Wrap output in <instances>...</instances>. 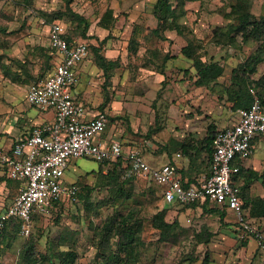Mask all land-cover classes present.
Returning a JSON list of instances; mask_svg holds the SVG:
<instances>
[{
    "label": "rangeland",
    "instance_id": "374dc122",
    "mask_svg": "<svg viewBox=\"0 0 264 264\" xmlns=\"http://www.w3.org/2000/svg\"><path fill=\"white\" fill-rule=\"evenodd\" d=\"M155 1L0 0V135H24L31 129L29 113L34 109L24 97L32 81L49 74L58 62L50 40V28L58 23L68 39L89 45V58L105 74L100 85L108 107L102 113L110 108V127L155 155L181 153L182 144L189 143L193 150H200L197 155L192 153L193 160L204 154L207 159L201 142L211 119L208 110L215 107L220 113L222 107H231L225 87L232 71L256 55L259 47L254 41L243 44L240 37L233 44L218 46L215 31L233 23L231 7L239 2L248 4L253 14L264 16V0L190 1L176 28L160 37L153 32ZM188 45L199 62H214L222 69L220 78L209 86L196 84L198 68L182 54ZM109 49L117 50L119 56L106 59ZM102 64L106 69H101ZM263 75L264 61L251 77L264 97V86L257 84ZM185 85L208 89L204 110L202 106L187 107ZM191 119L192 130L186 125ZM102 164L88 158L74 160L65 181L76 182L77 202L52 205L34 215L28 236L10 230L0 243V264H19L24 248L32 244L38 260L74 251L75 264H106L123 243V230L135 232L138 239L135 256L127 258L130 264H202L206 255L211 264H264L262 246L250 251L246 237L236 238L234 246L217 237L224 226L219 215L182 216L186 206L168 209L160 187L150 179L128 180L112 163ZM212 208L208 205L206 209ZM245 209L253 229L256 222L251 207ZM163 213L170 230L158 228L156 218ZM226 216L237 222L235 216ZM110 224L114 236L107 242L104 233ZM207 239L208 243L203 242ZM53 262L60 264L57 259Z\"/></svg>",
    "mask_w": 264,
    "mask_h": 264
},
{
    "label": "built area",
    "instance_id": "2783aa9c",
    "mask_svg": "<svg viewBox=\"0 0 264 264\" xmlns=\"http://www.w3.org/2000/svg\"><path fill=\"white\" fill-rule=\"evenodd\" d=\"M50 40L58 62L47 78L31 83L26 100L40 111H53L54 120L19 137L10 150L0 149V168L8 178L21 182L13 203L0 204V235L11 220L18 219L21 234L28 236L34 214L46 212L55 204H75L79 188L76 183L67 184L65 175L69 164L79 158L99 163L121 160L127 177L150 179L161 187L165 203L186 206L209 202L232 212L242 232L254 233L240 181L235 178L241 164L253 155L255 139L264 135V97L254 84L249 87L251 108L239 110L235 124L216 132L210 175L197 185L185 187L176 165L154 169L142 159L141 149L127 150L119 141L102 143L107 114L89 119L87 109L73 97L79 83L77 68L88 58L89 46L68 41L58 23L50 28ZM256 235L264 248L262 237Z\"/></svg>",
    "mask_w": 264,
    "mask_h": 264
},
{
    "label": "crops",
    "instance_id": "0c3cea01",
    "mask_svg": "<svg viewBox=\"0 0 264 264\" xmlns=\"http://www.w3.org/2000/svg\"><path fill=\"white\" fill-rule=\"evenodd\" d=\"M157 27H158V23L156 21L154 28L157 29ZM117 56H119V52L114 49H109L105 54V57L108 60H114V58ZM77 71L79 74V83L74 88L73 91L74 101L78 104L83 105L87 109L89 115L88 118L90 119L97 116L99 113H102L103 107H108L105 106L104 104L105 101L102 98V86L100 85L102 82L101 79H104L103 76H105V74L103 72L101 73L100 69L91 61V58H89V56L78 66ZM49 75L50 74H47L42 77H38L34 81H32V83L41 79H45ZM203 90L204 89H195L190 85H185L184 88H182L183 94L186 99V105L188 108L193 106L200 108V106H202L201 108L202 110H204L203 107H205V103L207 101L206 96L208 89L206 88L205 91ZM203 92H205V94ZM26 96L27 93L25 94L24 99L26 103H28L26 100ZM198 96L200 97L197 98ZM227 104H231V103L228 102ZM116 106H117L116 103L112 105L113 111L116 110L115 108ZM32 108L34 110L31 113H29V116L31 117L30 120L33 121V125L29 130V132H31L32 129L35 127L41 126L46 123H50L54 120L53 111L44 112L34 107ZM214 108L213 109L209 108L208 110L207 115H209L211 119H209L210 123L208 129H206V133H207L205 135L206 137L202 139V142L200 141L201 143H203L206 140L208 136V130L211 126H215L217 132L218 130L233 125L238 121V111H233L232 104L231 107H222L220 113ZM109 110L110 108H107L103 112L107 113ZM107 114H108L107 116H109V113ZM220 114H222L220 117L217 116ZM193 122L194 119L186 120V125L191 130L194 128ZM8 134H9L8 136L0 135V149L5 151L10 150L14 142L19 137L25 135V134L20 135L19 133H14L13 135L10 133ZM101 141L104 145H110L114 141H119L125 146V149L127 150L129 148H134V147L140 148L142 146V144L136 143V141L129 140V138L124 135V133L119 134L115 127H110L109 119H108V125L106 131L101 136ZM182 145L191 146L189 145V143H183ZM140 149H141L142 159L154 169H163L168 164L176 165L179 168V172L181 174V179H182L181 181L185 187L197 185L203 179H205L210 175L211 157H209V155L208 158L205 159V154H204L202 157H200V159L198 158L199 160L198 161V160H193L192 156L194 155L186 156L182 152L181 153L175 152V154L172 155L166 152H162V153L160 152L159 154L155 155L152 152H147V150L142 149V147ZM178 155L180 156L178 157ZM195 155H197L196 152ZM71 163L69 164V167ZM240 167H241L240 168L241 172L240 175L237 176L238 178L236 179L240 181L241 191L243 187L244 188L246 187L244 193L245 199L250 201H255L256 199H260V200L264 199V184H263V178H261V176L264 174V135L257 137L255 139L253 155L251 156V158L243 162ZM20 188H21V182L8 178V176L5 174V171L0 168V204L4 206H10L13 203L17 194L19 193ZM205 204L206 203H202V204L199 203L196 206L186 207L181 212V215L187 216L188 214L192 213L203 216V214H205L204 211L206 210ZM165 205L166 207H168V209H173V210L179 209L180 207V205H176V204L174 205V204L165 203ZM171 212L172 211H170L169 214H171ZM210 215H217V214L215 213ZM226 215L234 216V214L230 211H226ZM182 216L179 217L182 218ZM226 217L225 219L220 221L221 222L220 225H224V226L221 227L220 233L217 236L218 238H220V240H222V242L224 240L225 244L234 246L236 244V238L245 239L246 237L248 238L249 241L248 249L250 251H256L260 248L261 246L260 240L257 239L256 234L260 235L264 242V217L255 218L254 221L256 222L255 223L256 225L253 228L254 233L251 236H248L246 235V233L242 232L240 227L236 224L237 222L229 221L227 220Z\"/></svg>",
    "mask_w": 264,
    "mask_h": 264
},
{
    "label": "trees",
    "instance_id": "16d2710c",
    "mask_svg": "<svg viewBox=\"0 0 264 264\" xmlns=\"http://www.w3.org/2000/svg\"><path fill=\"white\" fill-rule=\"evenodd\" d=\"M190 1L196 0H156L153 7V14L157 19L158 27L153 32L157 36H161L162 32H166L167 30H173L178 25L177 21L180 17L186 14V3ZM171 2H174L172 4ZM231 13L234 15L233 23L230 24L227 28H219L215 31V36H217V45H221L223 42L225 44L235 43L237 41V37L241 38L243 44H247L251 41H254L259 44L256 55L249 57L244 63L239 64L236 68L233 69L230 79V84L225 87V96L227 102L232 104L233 111H239L242 109H249L252 106V96L249 90L251 84V77L257 73L258 65L264 61V16H257L250 11V7L248 4L237 3L236 5H232ZM76 18H79L78 15H73ZM82 22H85L84 18H80ZM67 38V37H66ZM68 41H73L67 38ZM182 54L192 60L194 64L198 68V80L196 84L198 86H209L212 82L216 81L220 78L222 74V69L219 67L217 63H202L197 59V55L193 48L188 45L183 48ZM101 61L104 62V59L101 58ZM102 69H106V65H100ZM54 69V68H53ZM53 69L49 74L52 73ZM259 86H264V75L263 77L257 81ZM216 135V127L211 126L208 130V136L206 140L202 143L203 147L201 150L206 149L209 157H211L213 152V139ZM182 153L186 156H192V153L195 154L200 152V150L194 148L192 146H183ZM195 151V152H194ZM105 163V162H104ZM113 166H115L118 170L124 172L125 177L127 173V168L123 167L122 161L113 162ZM100 165H104L100 163ZM115 173V169L113 171ZM112 172V173H113ZM241 172V171H240ZM242 174V173H241ZM240 175V173H239ZM246 177V176H245ZM114 179V176L112 177ZM134 177H127L126 179L131 180ZM238 178V177H235ZM263 178L264 184V174L261 176ZM119 179L116 177L117 180ZM246 188V187H245ZM242 189V200L245 204V207H251V217L253 218H263L264 217V199L250 201L245 199V189ZM199 203H193L191 205H186V207L196 206ZM57 205V204H55ZM206 207L208 205H213L209 202H206ZM204 205V206H205ZM212 209L205 210V214H217L220 216V219H225L226 217V209H219L217 206L213 205ZM36 215V214H34ZM33 215V216H34ZM158 222V228L161 230H170L171 224L166 223L165 215H160L156 218ZM237 224V223H236ZM107 227L106 232L104 233V240L109 241L111 237L114 236L113 225ZM238 225V224H237ZM21 223L18 219H13L9 222L7 228L0 235V243L6 237V234L10 230H16L20 232ZM120 230H123L120 228ZM125 238L123 243L119 245V249L116 253H112L110 257L107 258L106 264H130L127 258H132L135 256L136 250L135 246L137 245L138 239L135 237V232L131 230H123ZM248 236L253 235L250 231L246 233ZM210 239L204 240L203 242L208 243ZM34 245H29L24 248L23 253L21 254L19 264H54V260H59L60 264H75L77 259V254L74 251H69L67 253L56 252L54 257L50 256H42L41 259L35 258ZM125 254V257H123ZM202 264H211V259L209 255H206Z\"/></svg>",
    "mask_w": 264,
    "mask_h": 264
}]
</instances>
